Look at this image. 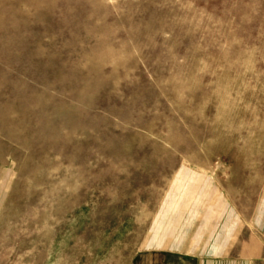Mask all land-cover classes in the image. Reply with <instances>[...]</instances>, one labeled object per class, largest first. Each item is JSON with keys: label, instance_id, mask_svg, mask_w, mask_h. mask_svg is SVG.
<instances>
[{"label": "rangeland", "instance_id": "1", "mask_svg": "<svg viewBox=\"0 0 264 264\" xmlns=\"http://www.w3.org/2000/svg\"><path fill=\"white\" fill-rule=\"evenodd\" d=\"M0 147V264L210 243L179 194L212 183L264 245V0H0Z\"/></svg>", "mask_w": 264, "mask_h": 264}, {"label": "crops", "instance_id": "2", "mask_svg": "<svg viewBox=\"0 0 264 264\" xmlns=\"http://www.w3.org/2000/svg\"><path fill=\"white\" fill-rule=\"evenodd\" d=\"M14 180V169L8 158L0 152V216L9 199ZM205 186H192V188L186 186L179 195L184 194L182 203L183 205L187 204V212L191 207V219L197 229L196 235L205 233L204 229L207 228L204 227L208 226V234L212 235L214 239L210 243H200L197 240L194 241L193 237L191 244L177 242L167 244L168 246L160 242H153L151 248L145 251L139 264H257L264 256L262 243L249 241L247 234L246 238L242 237L243 220L238 216L239 220L234 214L229 198H226L227 196L224 198L222 194H219L217 186L213 183L212 185L208 184V188ZM175 189L179 190L177 187ZM173 192H175L174 189ZM176 201L171 195L168 200L162 202L163 215L166 210L173 213L170 205L177 203ZM241 202L243 203L242 200ZM177 207L179 206L177 205ZM258 212L261 214L262 207ZM259 217L261 218V215ZM214 225H216L215 229ZM202 226H204L203 230H201ZM234 230L236 233L240 230L238 237L234 235ZM198 240L200 239L198 238Z\"/></svg>", "mask_w": 264, "mask_h": 264}]
</instances>
